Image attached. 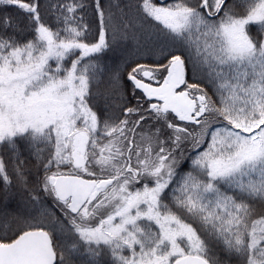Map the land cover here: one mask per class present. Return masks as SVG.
Instances as JSON below:
<instances>
[{
	"label": "snow or ice",
	"instance_id": "snow-or-ice-1",
	"mask_svg": "<svg viewBox=\"0 0 264 264\" xmlns=\"http://www.w3.org/2000/svg\"><path fill=\"white\" fill-rule=\"evenodd\" d=\"M0 264H264V0H0Z\"/></svg>",
	"mask_w": 264,
	"mask_h": 264
}]
</instances>
